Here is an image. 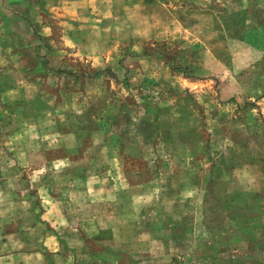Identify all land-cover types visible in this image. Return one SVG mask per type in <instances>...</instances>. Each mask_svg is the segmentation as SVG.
I'll list each match as a JSON object with an SVG mask.
<instances>
[{"label": "rangeland", "instance_id": "1", "mask_svg": "<svg viewBox=\"0 0 264 264\" xmlns=\"http://www.w3.org/2000/svg\"><path fill=\"white\" fill-rule=\"evenodd\" d=\"M64 16L55 29L66 20L114 47L72 63L88 75L70 88L73 107L91 114L78 133L88 145L68 154L82 157L72 166L91 158L120 215L107 218L113 194L85 195L83 180L67 192L61 166L50 169L47 139L55 125L66 132L67 116L41 99L37 124L0 115L38 142L18 152L0 135V231L43 237V221L29 224L50 198L69 224L60 264H264V0H77ZM66 86L55 92L62 108Z\"/></svg>", "mask_w": 264, "mask_h": 264}, {"label": "crops", "instance_id": "2", "mask_svg": "<svg viewBox=\"0 0 264 264\" xmlns=\"http://www.w3.org/2000/svg\"><path fill=\"white\" fill-rule=\"evenodd\" d=\"M75 2L77 0H0V115L22 116V119L28 122L27 126L37 124L35 116L46 112L40 110L34 103L41 99L42 101L48 99V101H44L46 113L66 115V122L63 125L66 132L60 134L57 130L58 125H55L52 128L54 132L47 139L49 140L47 143L50 141L53 144L56 143L47 148L55 154L53 159L48 160L51 163L49 167L53 169L61 166L58 171L59 176L64 179V185H68L64 188L68 189L77 181L83 180L86 185L83 192L85 195L93 196L102 191L104 197L102 196L100 199L107 201L110 199L108 196L113 194L115 197L111 199L109 207L112 214L107 217L113 218L120 215V203L116 197V191H114L116 189L113 187V190L110 189L112 192L108 194L109 189L106 186H101V173L99 171L91 172L87 165L91 158L84 159L87 164L80 162L79 166H72L71 164L75 161H81L82 157H70L68 154V152H72L71 149L88 145V140H84L78 133L84 125L81 121L88 119L91 114L86 106L73 107L71 90L78 88L77 86L87 79L88 75L74 70L72 63L77 61L81 67H87L88 64L97 61L98 58L114 48L113 44L108 49L103 48L98 44V39L89 37L92 34L82 28L73 30L67 25L66 20L60 22L63 23L59 27L60 29H55L54 24L57 21V16L67 17L64 14L69 13L71 4ZM148 31L140 33L153 35L152 30ZM114 33L112 32L111 35ZM131 33L132 35L136 34ZM111 41L113 43L114 39ZM141 56L148 58L149 55L144 52ZM60 81L64 82V87L69 85V90L71 88L70 91L65 92L63 108L58 106L60 103H57L55 93ZM46 88L48 89L46 90ZM59 95L61 96V94ZM69 117L71 120L67 119ZM87 122L88 120L85 123ZM24 127L0 126V135L4 136V139L12 141L18 152H25V148L29 146L34 148L38 143L29 138L25 139L24 132L27 127ZM101 127L97 126V129H101ZM66 135L71 136V139L65 137ZM103 144L108 148L106 141H103ZM92 145L89 146L92 147ZM17 158L19 159V157ZM32 172L35 176V169ZM5 175L7 172L5 174L1 172L2 179H5ZM93 178H97V184H95V180H92ZM34 187L38 189V186ZM67 192L77 193L74 189H68ZM37 193L40 194L39 189ZM106 194H108L107 198H105ZM42 203L43 205L40 204L39 208L42 207L44 213L38 215L36 219L33 216L29 226H32L34 231L35 222L43 221L47 225L48 232L43 237L30 234L29 236L25 235L24 238L22 237V228L15 231H0V248L3 249L0 250V264H60L57 262L60 259L58 254L61 252L59 236L62 228L69 225L67 216L63 215V210L57 200L44 198ZM88 205L92 207L90 203ZM21 224L23 226L24 221ZM108 227H111L110 222ZM101 230L104 228L102 227ZM20 239L24 243L22 247H12L14 242H20ZM35 242L37 243L36 247Z\"/></svg>", "mask_w": 264, "mask_h": 264}]
</instances>
